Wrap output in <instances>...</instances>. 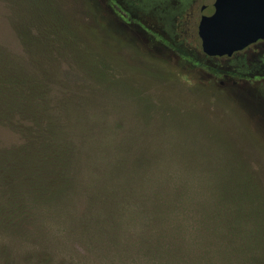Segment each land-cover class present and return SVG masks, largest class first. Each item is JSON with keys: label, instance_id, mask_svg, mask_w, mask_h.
<instances>
[{"label": "rangeland", "instance_id": "obj_1", "mask_svg": "<svg viewBox=\"0 0 264 264\" xmlns=\"http://www.w3.org/2000/svg\"><path fill=\"white\" fill-rule=\"evenodd\" d=\"M107 6L0 0V264H264L262 62ZM18 109L69 164L19 153Z\"/></svg>", "mask_w": 264, "mask_h": 264}, {"label": "flooded vegetation", "instance_id": "obj_2", "mask_svg": "<svg viewBox=\"0 0 264 264\" xmlns=\"http://www.w3.org/2000/svg\"><path fill=\"white\" fill-rule=\"evenodd\" d=\"M217 0H107L109 11H178L173 19V30L169 43H165L169 54L179 52L192 53L200 61L212 58L229 59L236 65H252L261 63L264 67V39L250 44L231 56H209L203 51V42L199 35V27L203 17L211 16L216 11ZM162 52V49H159ZM231 62V63H232ZM251 65V67H250ZM255 68V67H254Z\"/></svg>", "mask_w": 264, "mask_h": 264}, {"label": "water", "instance_id": "obj_3", "mask_svg": "<svg viewBox=\"0 0 264 264\" xmlns=\"http://www.w3.org/2000/svg\"><path fill=\"white\" fill-rule=\"evenodd\" d=\"M215 8L199 27L207 55L231 56L264 39V0H217Z\"/></svg>", "mask_w": 264, "mask_h": 264}, {"label": "trees", "instance_id": "obj_4", "mask_svg": "<svg viewBox=\"0 0 264 264\" xmlns=\"http://www.w3.org/2000/svg\"><path fill=\"white\" fill-rule=\"evenodd\" d=\"M18 113L17 122L19 125H22V132L18 131L15 133L11 131V133L14 134V138L16 136L18 147L20 148L19 153L25 151L28 158H39L41 155L37 154L38 149L45 148L46 152L50 153L48 157H51V155L54 154L53 152H56L58 155H61L60 161L64 165L69 164L67 160H63V157H66L64 152L65 149H63V145L61 141H59L57 132L51 130V128L43 129L41 125H36L31 115L29 116L23 112L20 113L19 109ZM57 158L58 157H52L54 160H57Z\"/></svg>", "mask_w": 264, "mask_h": 264}]
</instances>
